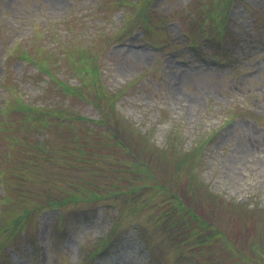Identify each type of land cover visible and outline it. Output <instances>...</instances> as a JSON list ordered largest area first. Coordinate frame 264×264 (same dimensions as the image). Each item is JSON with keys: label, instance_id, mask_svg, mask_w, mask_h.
<instances>
[{"label": "rangeland", "instance_id": "374dc122", "mask_svg": "<svg viewBox=\"0 0 264 264\" xmlns=\"http://www.w3.org/2000/svg\"><path fill=\"white\" fill-rule=\"evenodd\" d=\"M228 1L0 0V264H264V0Z\"/></svg>", "mask_w": 264, "mask_h": 264}]
</instances>
